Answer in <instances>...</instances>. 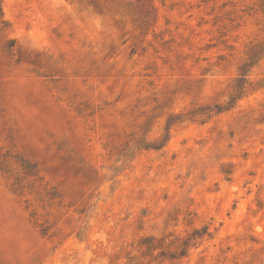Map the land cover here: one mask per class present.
<instances>
[{
    "label": "rangeland",
    "instance_id": "rangeland-1",
    "mask_svg": "<svg viewBox=\"0 0 264 264\" xmlns=\"http://www.w3.org/2000/svg\"><path fill=\"white\" fill-rule=\"evenodd\" d=\"M0 9V264H264V0Z\"/></svg>",
    "mask_w": 264,
    "mask_h": 264
},
{
    "label": "trees",
    "instance_id": "trees-1",
    "mask_svg": "<svg viewBox=\"0 0 264 264\" xmlns=\"http://www.w3.org/2000/svg\"><path fill=\"white\" fill-rule=\"evenodd\" d=\"M0 12H1V9H0Z\"/></svg>",
    "mask_w": 264,
    "mask_h": 264
}]
</instances>
